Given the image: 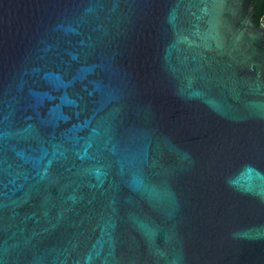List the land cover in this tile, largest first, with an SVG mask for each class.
Here are the masks:
<instances>
[{
  "label": "water",
  "instance_id": "95a60500",
  "mask_svg": "<svg viewBox=\"0 0 264 264\" xmlns=\"http://www.w3.org/2000/svg\"><path fill=\"white\" fill-rule=\"evenodd\" d=\"M0 264H264L253 0H0Z\"/></svg>",
  "mask_w": 264,
  "mask_h": 264
},
{
  "label": "trees",
  "instance_id": "16d2710c",
  "mask_svg": "<svg viewBox=\"0 0 264 264\" xmlns=\"http://www.w3.org/2000/svg\"><path fill=\"white\" fill-rule=\"evenodd\" d=\"M253 2L254 22L257 24L264 23V0H253Z\"/></svg>",
  "mask_w": 264,
  "mask_h": 264
},
{
  "label": "flooded vegetation",
  "instance_id": "af4514ba",
  "mask_svg": "<svg viewBox=\"0 0 264 264\" xmlns=\"http://www.w3.org/2000/svg\"><path fill=\"white\" fill-rule=\"evenodd\" d=\"M254 3V2H253ZM254 16H255V12H254Z\"/></svg>",
  "mask_w": 264,
  "mask_h": 264
}]
</instances>
